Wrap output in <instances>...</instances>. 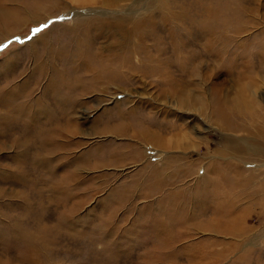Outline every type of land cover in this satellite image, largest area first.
<instances>
[{
    "label": "rangeland",
    "instance_id": "1",
    "mask_svg": "<svg viewBox=\"0 0 264 264\" xmlns=\"http://www.w3.org/2000/svg\"><path fill=\"white\" fill-rule=\"evenodd\" d=\"M174 1V23L163 28L155 13L142 28L182 36L188 59L197 51L198 79L174 85L205 104L234 97L245 85L244 97L264 111V0ZM116 2L0 0V264H264L260 200L249 198V212L225 234L222 218L234 220L239 210L228 215L224 176L209 167L235 162L244 175L264 178V115L253 116L245 131L262 152L253 156L244 147L240 161L223 148L240 138L243 115L223 117L233 126L225 128L194 97L180 106L186 97L171 89L162 66L141 64L143 53L130 55L123 74L93 91L91 74L81 69L88 35L77 19L102 11L126 16L133 0ZM142 3L130 21L137 12L146 16L149 1L138 11ZM42 24L48 28L28 40ZM205 29L213 53L198 44L208 39ZM104 35L97 34L98 60L110 65L114 58L101 55L103 43L112 42ZM85 59L97 68L92 55ZM116 59L110 66L122 67ZM132 65L143 79L136 80ZM162 88L172 91L163 95ZM227 115L233 114L225 108ZM256 181L248 184L250 194Z\"/></svg>",
    "mask_w": 264,
    "mask_h": 264
},
{
    "label": "bare ground",
    "instance_id": "2",
    "mask_svg": "<svg viewBox=\"0 0 264 264\" xmlns=\"http://www.w3.org/2000/svg\"><path fill=\"white\" fill-rule=\"evenodd\" d=\"M72 1L76 2L77 4L79 3L82 5V4H85L87 1H91V0H72ZM121 1H125V0H117L116 2L118 3L117 7L118 6L122 7L119 3ZM146 1H149V4H150V5L147 4L146 6V8L148 9V13L146 14V16H144V14L140 12H137L135 17H138V18L136 19L132 18L131 21H130V18H131L130 14L134 12L133 7L138 3V0H135V1L133 0V3L131 4V8L127 9L126 16H118L116 14L115 15H104L106 13L109 14V11H102L100 12L101 15H99L101 17L88 16V17H83L81 19H77L78 26L76 27L78 28L79 26H82L83 28L82 31L88 35V37H86V40H85L86 46L84 48L85 52L83 54L84 60L81 62L82 72L85 75V77L89 76L88 73L91 74L88 79L91 80L92 82L91 83L89 82V84H93L95 88L94 89L92 88V89L93 91H96L101 87L102 83L106 84L107 82L112 81L116 77L115 75L118 74V71L122 72L123 74L124 71L122 68H129L130 64H128V62L131 60V58L129 57L130 55L132 54L135 55L136 53L137 54L143 53L145 55H144V58L140 60L141 64L148 65L149 63H151V64H158L162 66V77L166 79L165 81L168 83L171 89L175 90L176 93H179V94L183 93L182 95L186 97V98L180 97L179 99L180 106L183 107V106L191 105L188 99L194 96L188 93L185 87L183 86L178 87L174 84L180 81H184V80L186 81L189 78L194 79L198 77V74L194 73L195 70L198 69V65H199V64L198 65L196 64L200 62V59L197 56V51L195 49H192L195 52L194 57L192 58V56H190V58L188 59L186 56V50L189 48L183 46V44L185 43L181 38L182 36H179L177 35V33H173L168 29H166L169 32L168 36L164 30H162V32L158 31V33L155 30H150L148 34L146 31H142V28L146 25L147 20L149 21V23L154 21L155 13H159L160 14L159 17L163 19L161 22V25L163 28H166V26L174 23L173 19H177V17H179V16H176V14H172L170 10L171 5L175 3L174 0L173 2H168L169 0H144V3L140 5V8L138 9V11H142V9L145 8ZM103 2L106 3V1H103ZM141 16H144V17H141ZM143 18H146V19H143ZM86 19L88 20L86 21ZM139 19H142V21H138L135 24H133V22ZM204 31L207 32L206 29ZM102 32H104L107 35V37L112 40V42L110 41L104 42V43L102 42L104 44L103 46L104 48H101V50L107 52L105 54L101 52L102 58L105 59L107 58V56H112L114 60L110 63V65L114 64V66L117 61L116 58H119V61L124 64L122 67L120 65L121 63L119 64L118 62H117L118 65L116 67H113V66L108 65L105 62L102 63L98 60L101 58L98 55L100 54V52L98 51L99 48L96 46V40H97V34L99 35V37L104 35V33L101 34ZM205 34H207L208 39L204 41L205 38L203 39L199 37L198 44L201 47V44L204 43L206 45V48L209 49L211 53H213L214 48L212 45H210L212 41L214 40V39H211L212 33L210 34L209 32H207ZM160 35H162L163 38H161ZM74 37L76 38V40L79 39V36L76 35L75 33H74ZM80 44L84 45V42ZM84 49H78V54L80 56V59L82 58V52L84 51ZM112 53L116 54L115 55L116 57H114ZM88 55H92L96 60L99 61V64H96L97 68L95 69H99L103 71L107 70L108 76L102 77L100 75V71L95 70L93 66L90 65L92 63L88 62L85 59V57ZM210 58H213L212 54L210 55ZM185 66H187L189 71L186 69ZM131 68H132V73L134 77L136 78V80L143 79V75L137 76V73H136L137 70H140V66L132 65ZM174 75L179 76L180 78H176ZM123 80L129 81L130 79L127 76H123ZM83 89H86L85 85L83 86ZM164 89L165 88L161 89L162 90L161 93H163V95L170 94L172 91L171 90L170 92H168V90H164ZM247 90H250V88L244 85L243 87H240L239 91H237L234 97L219 99V101L215 99L214 101H212V104H209L211 103L209 99H208V104H205L204 103L205 100H203V98L205 97L201 95H197V97H194V99L191 100V102H193L194 104L197 101L201 103V106H202L200 108L201 112L208 116L210 115L209 118L212 120L213 123L224 124L225 128L226 127L231 128L233 126H231L228 122H223V117L230 116L236 120V118L238 117L236 115H241V114L243 115V120L245 121V123L241 124L242 122H240L238 125L240 124L241 125L237 127V129L241 130V133H242L240 138H238V140L236 141L234 139H231V142L229 143V145L223 148V149H226V154L228 155L234 156V154L237 153L238 157H234V158H238L240 161L245 160L244 158H246L245 156H247L245 154L246 152H245L244 147L247 148V146H249V149L254 151V153H252L253 156H255L256 153H260L262 151L264 153V149L262 151L260 150V146H259L260 144L257 141H255V143L253 142L254 140L250 136V133H253V132H249L248 134H245V131L247 133L248 129L253 128L254 124L256 123V120L253 116H259V114L264 115L263 110L258 111V108L260 107L254 100L244 97V93ZM55 91H58V90L56 89ZM208 106L209 107L212 106V110L209 114H207ZM225 108L231 111L233 115L224 116ZM257 132L259 131H255L254 133H257ZM152 141L155 142L156 137L153 138ZM226 154L222 155L221 157H224V156L226 157ZM241 165L238 163L236 165L235 162L227 163L225 167L222 165L218 166L216 164H211L210 166L208 165L209 167H212L213 171L214 169L218 168L217 173L220 174L221 176H224V182L226 183L225 184L226 186L225 185L224 186L227 189H224L222 193H224L223 196H225L224 207L227 208L229 212L228 215H232L233 210H239V214L234 220H232V217L222 218V222L218 226L221 228L220 230H222L225 234H228L229 233L228 231H232V229H234V228L230 229L231 225H233L234 222L240 221L242 219V216L249 212L248 207L252 205V204L250 205V203L248 204L249 198L260 200L261 207H259L258 219H262L264 217V208H263L264 200H263V197L260 196L261 194H264V178L259 179L255 177V174H253L252 171H248V174L244 175L243 172H241L239 169ZM256 179L259 180L260 186L258 185L257 190L254 189V192L250 194L247 191L248 184H252L253 182H255ZM256 183H258V181H256ZM233 190L234 191L236 190V193H237L236 197L233 194H231V191L233 192ZM241 204L245 205L243 207L245 209L242 208L240 210ZM220 213L222 215H225L224 212H220ZM221 214H219V216L217 217L215 221L217 224L219 221L218 218L222 217ZM260 214L261 216L259 217ZM242 229H244V227H242L240 231Z\"/></svg>",
    "mask_w": 264,
    "mask_h": 264
},
{
    "label": "snow or ice",
    "instance_id": "3",
    "mask_svg": "<svg viewBox=\"0 0 264 264\" xmlns=\"http://www.w3.org/2000/svg\"><path fill=\"white\" fill-rule=\"evenodd\" d=\"M49 23H52L51 21H49ZM48 28V25L47 24H42L40 26V28H34L32 29V32H33V36L32 37H28V40H31L35 37L36 34L40 33L42 29H47ZM5 46L3 45H0V48H3Z\"/></svg>",
    "mask_w": 264,
    "mask_h": 264
}]
</instances>
